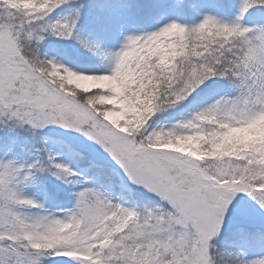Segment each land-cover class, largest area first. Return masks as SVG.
<instances>
[{
  "label": "snow or ice",
  "instance_id": "6c2138e0",
  "mask_svg": "<svg viewBox=\"0 0 264 264\" xmlns=\"http://www.w3.org/2000/svg\"><path fill=\"white\" fill-rule=\"evenodd\" d=\"M45 261L264 264V0H0V264Z\"/></svg>",
  "mask_w": 264,
  "mask_h": 264
},
{
  "label": "rangeland",
  "instance_id": "374dc122",
  "mask_svg": "<svg viewBox=\"0 0 264 264\" xmlns=\"http://www.w3.org/2000/svg\"><path fill=\"white\" fill-rule=\"evenodd\" d=\"M63 40H64L63 38H59V37H55L53 39L48 37L46 39V41L41 44V49H40L41 56H44V55L55 56L56 59L60 60L63 63L69 64L70 66H73V67H79L77 65L75 66V64L72 62L73 58L71 57V54H74V56L76 57V51H77V49L72 44L73 43L72 40H67V42H65V40L64 41ZM68 43L72 47V49H71L72 52L69 51V55H64V50L67 49ZM97 64L101 65V66H106L107 61L102 59ZM42 134H43L42 136L50 135V133H48L47 130L42 131ZM51 135H57V134H51ZM49 146L53 147L55 150H58V151L60 150L56 146L52 145L51 141H49ZM77 147H79V145H77ZM63 158L65 160H69V157L67 156V154H65ZM98 162L103 163L104 161L98 159ZM47 180H48L49 186L51 187L50 190H52V192L56 193L55 196L53 195L54 196V198H53L54 202H52V203L47 202V203L49 206L55 207L56 206V198L63 197L66 189H65L64 185L62 184V182L58 181L55 177H51ZM29 191H32V190L30 189ZM221 246H223V245H221ZM45 264H56V261H45Z\"/></svg>",
  "mask_w": 264,
  "mask_h": 264
},
{
  "label": "trees",
  "instance_id": "16d2710c",
  "mask_svg": "<svg viewBox=\"0 0 264 264\" xmlns=\"http://www.w3.org/2000/svg\"><path fill=\"white\" fill-rule=\"evenodd\" d=\"M50 38H55V37H51L50 36ZM64 41V40H63ZM65 42H67V40H65ZM73 43V46L78 50V45L76 44V42L75 41H72ZM40 49H41V47H40ZM72 47H71V45L68 43V46H67V50L68 51H70V52H72ZM41 52V51H40ZM87 55H89V56H91V54H87ZM71 57L73 58L72 59V62L75 64V66L77 65V66H81V62H80V60L77 58V56L75 57L74 56V54H71ZM92 59H93V62L95 63V64H97L99 61H101L102 60V56H95V57H92ZM98 61V62H97ZM41 135H43L42 134V132H41ZM38 147H39V145H38ZM43 179V178H42ZM43 183L46 185V190H47V192H48V194H49V196H50V199L48 200V203H52V202H54V200H53V198H54V196H55V194L56 193H54V192H52V190H50V186H49V183H48V180L46 179V180H43ZM53 193V194H52ZM54 195V196H53ZM56 198V197H55ZM57 199V198H56ZM52 200V201H51ZM222 247V246H221ZM223 256H224V258L226 259L227 258V254L226 253H223L222 254Z\"/></svg>",
  "mask_w": 264,
  "mask_h": 264
}]
</instances>
